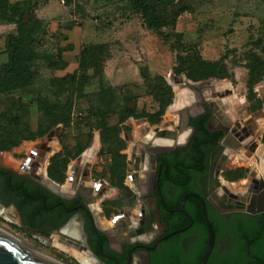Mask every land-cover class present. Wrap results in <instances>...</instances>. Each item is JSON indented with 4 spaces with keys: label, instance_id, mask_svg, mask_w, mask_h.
I'll list each match as a JSON object with an SVG mask.
<instances>
[{
    "label": "flooded vegetation",
    "instance_id": "obj_1",
    "mask_svg": "<svg viewBox=\"0 0 264 264\" xmlns=\"http://www.w3.org/2000/svg\"><path fill=\"white\" fill-rule=\"evenodd\" d=\"M194 90L177 93L168 123L117 111L83 131L76 115L47 133L58 150L39 145L20 169L0 159V216L81 264H190L209 240L200 196L217 264H264V111Z\"/></svg>",
    "mask_w": 264,
    "mask_h": 264
},
{
    "label": "rangeland",
    "instance_id": "obj_2",
    "mask_svg": "<svg viewBox=\"0 0 264 264\" xmlns=\"http://www.w3.org/2000/svg\"><path fill=\"white\" fill-rule=\"evenodd\" d=\"M12 38L25 63L22 81L10 92L0 82V131L8 129L0 159L15 169L35 161L39 145L52 152L61 147L55 135L42 136L53 105L74 107L83 131L88 108L108 100L133 108L135 119L163 107L160 120L168 123L177 115L175 97L185 89H202L210 104L223 98L226 107L247 97L242 113L248 106L264 111V0H152L149 14L133 0H0V74L18 45ZM178 54L217 62V78L195 83L178 73ZM140 121L129 120L136 128ZM0 227L63 264H81L2 216Z\"/></svg>",
    "mask_w": 264,
    "mask_h": 264
},
{
    "label": "trees",
    "instance_id": "obj_3",
    "mask_svg": "<svg viewBox=\"0 0 264 264\" xmlns=\"http://www.w3.org/2000/svg\"><path fill=\"white\" fill-rule=\"evenodd\" d=\"M135 6L141 8L145 13L149 14L151 13V3L152 0H133ZM12 42L17 43L16 38H12ZM95 57L93 56V59ZM178 62L179 65L177 67V72L181 73L184 72L185 75L187 76L188 79L192 80L195 83H202L204 81H210L213 79L217 78V73L219 70V65L217 62H210L203 60L199 58L196 55L193 54H188V55H183V54H178ZM24 63H25V55H24V50L21 45H16L13 55H12V60L11 64L7 67V71H4L3 74H0V82L5 81L6 87L9 90H5L3 92H10V89L14 87L16 82L22 81L23 77H21V74L23 73L24 69ZM9 73H13L12 76H9ZM5 88V89H7ZM73 108L72 106L68 105H53L49 106L48 109L50 111V119L51 121L48 123L49 127L46 128L45 132L42 134L45 135L50 131V129L55 126L57 123H62L64 124L65 127H70L71 122L74 121V118L72 116L73 113ZM119 108V109H118ZM88 121L85 123H105L106 122V117L112 114V112L116 113L117 111L119 114L122 116L123 120H126L129 116L134 114L133 108H124L121 105H116L113 103V101L108 100L106 104L104 105H99V106H91L88 108ZM163 114V107H160L158 111L155 114L152 115H147L144 113H141V116L139 117H149L152 121L154 122H159L160 117ZM2 116V115H1ZM80 118H76V122L80 123ZM51 125V126H50ZM4 125H0L1 127ZM8 129L3 131H0V140L1 138H8L7 133ZM8 146L3 145L0 142V150H3L7 148ZM53 165L51 167L52 170V175L55 176V169H56V163L57 160L53 159ZM202 222V219H201ZM206 234V230H205ZM206 237L200 241L199 246L197 248V253L194 259L191 260L190 264H200L201 259L206 251ZM165 264V263H163ZM207 264H217L215 261V254L212 251ZM220 264H233V259H224Z\"/></svg>",
    "mask_w": 264,
    "mask_h": 264
},
{
    "label": "water",
    "instance_id": "obj_4",
    "mask_svg": "<svg viewBox=\"0 0 264 264\" xmlns=\"http://www.w3.org/2000/svg\"><path fill=\"white\" fill-rule=\"evenodd\" d=\"M198 197L202 202L203 216L209 232L207 249L201 259L200 264H207L208 259L215 246V236L212 225L208 218L206 204L200 196ZM37 237L39 236L37 235ZM58 262L59 263L57 264H63L60 261ZM0 264H56V263L48 261L46 258L35 255L34 253L26 249L22 244H20L19 241L0 233Z\"/></svg>",
    "mask_w": 264,
    "mask_h": 264
},
{
    "label": "bare ground",
    "instance_id": "obj_5",
    "mask_svg": "<svg viewBox=\"0 0 264 264\" xmlns=\"http://www.w3.org/2000/svg\"><path fill=\"white\" fill-rule=\"evenodd\" d=\"M262 173H264V172H262ZM0 233L3 234V235H5V236H8V237H10V238H14L15 240L19 241L20 244H22L26 249H28L29 251H31V252L34 253L35 255H37V256H39V257L46 258L48 261H51V262H53V263H56V264L59 263L56 259H53V258H51V257H49V256H46V255H44V254H42V253H39V252L35 251V250L32 249L30 246H28L25 242H23L22 240L18 239V237L14 236V235L11 234L10 232L6 231L5 229H2L1 227H0Z\"/></svg>",
    "mask_w": 264,
    "mask_h": 264
}]
</instances>
